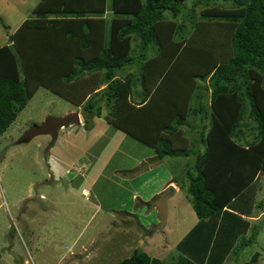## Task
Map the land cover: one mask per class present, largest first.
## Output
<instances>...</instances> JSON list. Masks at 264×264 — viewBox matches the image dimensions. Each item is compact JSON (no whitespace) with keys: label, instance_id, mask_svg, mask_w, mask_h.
I'll list each match as a JSON object with an SVG mask.
<instances>
[{"label":"trees","instance_id":"1","mask_svg":"<svg viewBox=\"0 0 264 264\" xmlns=\"http://www.w3.org/2000/svg\"><path fill=\"white\" fill-rule=\"evenodd\" d=\"M184 6V0H39L0 44V137L41 86L99 117L105 98L111 111L103 118L160 159L195 156L187 176L199 221L178 243L172 264H223V248L249 229L237 213L254 201L247 190L264 175V0ZM187 18L195 19L190 31ZM134 64L137 73H123ZM102 85L101 97L87 99ZM184 126L200 136L190 142ZM247 134L254 140L240 141ZM259 233L251 227L250 240ZM118 264L167 263L136 249Z\"/></svg>","mask_w":264,"mask_h":264},{"label":"rangeland","instance_id":"2","mask_svg":"<svg viewBox=\"0 0 264 264\" xmlns=\"http://www.w3.org/2000/svg\"><path fill=\"white\" fill-rule=\"evenodd\" d=\"M38 1L0 0V44L8 43V36L24 19L32 16ZM193 1L184 0L186 8H190ZM204 5L199 4L198 10ZM106 15L110 17L113 14L108 11ZM182 17L180 14L176 21H181ZM194 23L195 19L187 18L186 31H190ZM138 46V41L134 40L132 53L138 51ZM132 69L138 72V66L134 64L133 67H127L124 73ZM64 84L67 88L70 85ZM104 87L102 85L97 93H92L87 99L101 97ZM67 91L63 90L62 94L67 95ZM136 91L131 96L135 102L140 100ZM101 106L104 117L111 107L105 98ZM71 107V111L80 113L83 123L76 125L72 131L62 130L56 142L53 143L47 134L36 136L28 143L17 142L33 124L42 123L49 115L68 114ZM98 117L96 112H87L84 104L74 106L71 101L41 86L0 137V264H118L136 249L145 250L167 264L176 260L177 252L180 251L178 243L195 227L194 222L199 218L193 207L187 176L195 156L190 153L185 157L160 159L157 154H153L143 157L139 162H130L133 160L130 157H139L136 152L129 148L128 154L113 155L114 151L105 144L107 147L102 150L101 156L104 167L102 170L101 166L95 167L99 169L96 175H92L91 190H81L83 177L88 178L91 174L94 169L91 163L99 155V150L93 151L95 147L92 146L101 133V130H97L100 122ZM86 118L89 119L88 123ZM101 119L105 123L104 131H111L106 135V140H111L112 135L118 138L123 132L127 140H132L129 145L131 148L133 143V149L149 151V145ZM183 130L190 142L200 136L198 129L184 126ZM245 140H254V136L247 134L240 139ZM70 155L77 158L80 164H75V159L72 164ZM124 161L125 164H122ZM153 167L152 175L147 171ZM124 177L135 178L133 187L141 184L145 196L144 193H137L136 199L125 202L123 206L126 205L128 209L122 206L107 209L109 205L100 208L94 203L116 204L127 196L120 187L124 184ZM130 181L127 180V183L130 184ZM172 183L178 188L168 201V221L164 229H157L159 220L156 218L154 221L152 218L157 209L153 210V214L151 209L163 191L158 194L152 192L162 185H165L162 189L165 190ZM253 192L257 200L263 199L264 207V176L256 183ZM242 197L244 199L245 196ZM257 204V201H253L237 212L249 221V229L246 235L241 234L244 236L230 241L228 249L223 248L226 250L224 253H227L223 264H264V229L258 224L261 232L251 241V227L255 221L249 213L242 214L250 211L252 205L251 210L255 215ZM243 239L248 243L243 244ZM186 240L191 241V236ZM220 251L223 250L216 249L217 253ZM216 252L211 253L213 259L216 258Z\"/></svg>","mask_w":264,"mask_h":264},{"label":"crops","instance_id":"3","mask_svg":"<svg viewBox=\"0 0 264 264\" xmlns=\"http://www.w3.org/2000/svg\"><path fill=\"white\" fill-rule=\"evenodd\" d=\"M126 71V70H125ZM125 71H123V73L125 72ZM130 71H133V69L132 70H130ZM130 71H127L126 73H128V72H130ZM126 73H124V74H126ZM102 87V86H101ZM74 104V103H73ZM74 106H76L75 104H74ZM69 110V109H68ZM67 110V111H68ZM71 110H73V107H71L70 108V111L69 112H71ZM68 112V113H69ZM100 118V122H98L99 123V125H98V127H97V130H101V133H99L98 135V137H97V140L95 141V143L94 144H92V146L93 147H95V149H93V151H96V150H99V155H97V157L95 158L96 160H95V162H93V163H91V167H94V169H92V171H91V174L88 176V178H85V177H83L84 178V180H83V183H82V186H81V190L82 189H85V188H87L88 190H91V188H92V184H91V182H92V179L94 178V177H92V175L93 174H95L96 175V172H97V169H99V168H95V167H97V166H101V170H102V168L104 167V161H103V159L101 158V156H102V150L103 149H106V147H107V145L109 146V148H111L112 149V151H114L113 152V155H114V153H123V154H128L129 152V148L132 150V151H134V152H136L137 154H138V156L139 157H134V156H132V157H130V158H132L133 160L132 161H130V162H135V161H140V159H142L143 157H145V156H152L153 154L154 155H156V153L154 152V149L153 148H151V147H149V146H147V149L149 150L148 152H144L141 148H137V149H133V143H132V148L129 146L130 145V141H132V140H127V137H126V133H123V132H121L122 133V135L120 136V137H118V138H115V136L114 135H112V137H111V140H106V135L107 134H110L111 133V131H109V132H107V130L106 131H104V127H105V123L102 121V119L101 118H103V117H99ZM98 121V120H97ZM97 121H96V123H97ZM108 123V122H107ZM96 128V127H95ZM74 128H72V129H70V130H68V131H72ZM111 129H114V130H116V131H119V130H117L116 128H111ZM94 130H96V129H94ZM137 139V138H136ZM91 142H93V140L91 141ZM67 144V143H66ZM105 144H107V145H105ZM145 145V144H144ZM99 146V147H98ZM91 149V148H90ZM92 150V149H91ZM131 150H130V152H131ZM86 153L88 154V152L86 151ZM133 153V152H132ZM75 159V160H74ZM70 160H71V162H72V164H73V160H74V163L75 164H77V163H79V161L77 160V158H75L74 156H72V155H70ZM108 163H110V161H108ZM80 164V163H79ZM122 164H125V161L124 162H122ZM93 165V166H92ZM114 169H116V168H114ZM153 169H154V167L153 168H150V170L149 171H147V172H150V174H152L151 172L153 171ZM68 171V170H67ZM114 172V171H113ZM83 175V174H82ZM153 175V174H152ZM84 176V175H83ZM262 176H264L262 173L261 174H259V175H257V177H256V179H255V181L253 182V184L249 187V189L247 190V194L248 195H254V201H257L258 202V206H257V209L255 210V215H253V212L252 213H249V215L251 216V218H252V220L253 221H255V222H253L252 223V227H256V226H258V224L259 225H261L262 226V228L264 229V207H263V199H261L260 201L259 200H257V198L255 197V193L253 192V190H254V188H256V183H258V181H260V178L262 177ZM128 177H131V178H133L134 177V175L133 176H131V175H129ZM129 179V178H127L126 179V177H124V184H122V185H120V187L122 188V189H124V190H126V191H124L123 190V192H125L126 194H127V196H124L121 200H119L116 204H111V203H109V204H103V203H99L98 201L96 202H94V203H96V204H98L99 205V207L101 208V207H104V205H109V207L107 208V209H111V208H113V207H115V206H122V207H125V209H128V208H126L127 206L125 205V206H123V204L125 203V202H127V201H133L132 199H136L137 197L135 196L137 193L138 194H142V193H144V191H142V190H144V188L143 187H141V184L139 185V186H134L133 187V182L132 181H135L136 179L134 178V179ZM171 178H172V176L170 177V179L169 180H171ZM127 180H131L130 181V184L129 183H127ZM168 180V181H169ZM170 182V181H169ZM96 184V183H95ZM167 184V181H166V183H165V185ZM173 184V183H172ZM165 185H162L160 188H156L155 189V191H153L152 192V194H158V193H161L162 191L164 192L165 190H162L163 188H164V186ZM177 188H178V185H176V184H174ZM127 187H129V188H127ZM80 188V187H79ZM141 189V190H140ZM92 193V192H91ZM144 196H145V193L143 194ZM97 200V199H96ZM132 205H133V202H132ZM134 207H135V205H134ZM105 208V207H104ZM156 208L154 207L153 209H151V212H152V214H153V210H155ZM226 209H227V207H226ZM257 211V212H256ZM248 215V216H249ZM151 216V215H150ZM257 216V217H256ZM152 218H153V220L155 221V219L156 218H158V220H159V213H158V210H157V212H155V214H154V216H152ZM199 221V218H197V220L194 222L195 224L197 223ZM261 232V231H260ZM260 234V233H259ZM259 236V235H258ZM257 236V237H258ZM262 264H263V262H262Z\"/></svg>","mask_w":264,"mask_h":264},{"label":"water","instance_id":"4","mask_svg":"<svg viewBox=\"0 0 264 264\" xmlns=\"http://www.w3.org/2000/svg\"><path fill=\"white\" fill-rule=\"evenodd\" d=\"M72 123L80 124L81 117L77 111L70 112L63 116L49 115L46 116L42 123H36L30 126L18 139V143H28L36 136L50 135L53 142L59 137V130L61 127L70 125ZM176 193V186L171 184L160 196L155 200V207L159 213V224L157 229H164L168 221V201Z\"/></svg>","mask_w":264,"mask_h":264},{"label":"clouds","instance_id":"5","mask_svg":"<svg viewBox=\"0 0 264 264\" xmlns=\"http://www.w3.org/2000/svg\"><path fill=\"white\" fill-rule=\"evenodd\" d=\"M71 112H73V111H71ZM70 113V112H69ZM79 113V112H78ZM81 117V116H80ZM99 118V117H98ZM85 121H86V119H85ZM81 122L83 123V121H82V119H81ZM81 124V123H80ZM80 124H75V123H72V124H70V125H67V126H64V127H61L60 128V130H59V136H60V132L62 131V130H65V129H67V130H70V129H72V128H75L76 127V125H80ZM69 127V128H68ZM59 138V137H58ZM54 142H56V141H54ZM53 142V143H54ZM69 171V170H68ZM176 191H177V187H176ZM155 206V205H154ZM156 208V207H155ZM157 209V208H156Z\"/></svg>","mask_w":264,"mask_h":264}]
</instances>
